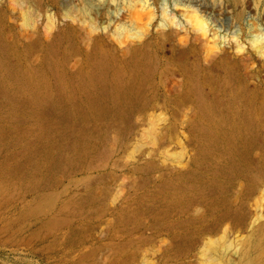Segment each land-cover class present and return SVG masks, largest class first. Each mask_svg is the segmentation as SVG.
<instances>
[{"label": "rangeland", "instance_id": "1", "mask_svg": "<svg viewBox=\"0 0 264 264\" xmlns=\"http://www.w3.org/2000/svg\"><path fill=\"white\" fill-rule=\"evenodd\" d=\"M0 264H264V0H0Z\"/></svg>", "mask_w": 264, "mask_h": 264}, {"label": "bare ground", "instance_id": "2", "mask_svg": "<svg viewBox=\"0 0 264 264\" xmlns=\"http://www.w3.org/2000/svg\"><path fill=\"white\" fill-rule=\"evenodd\" d=\"M146 5H147V3H146ZM196 23H198V25L202 31H204L206 33L209 32L208 27H207V23L204 22L202 19L197 18ZM253 42H254V44H258L259 39H255ZM132 52H133V56L135 57V55L137 54V51L135 49H132ZM98 76H100V77L110 76V70L106 64H102L101 66H99L98 68H95L93 70L92 78H97ZM115 84L117 86L116 91L119 94L118 102L120 105H122L124 103V97H122V90L124 92H126L128 88L131 89L132 84L131 83L130 84H126V83L121 84L117 80V76H115ZM31 85H32V83H31ZM28 94L30 95L29 92H28ZM33 100L39 102V99H37V98H35V99L33 98ZM72 103H73V101L70 99V96L68 95V93L63 90L60 93L58 99H56V101L54 102V106H52V110H54V112L56 111V113L58 114V115L55 114V120L57 122L69 121V120H71V118L75 114H77V107H76V105H74ZM66 132L67 133L73 132V128L68 129ZM34 154L35 153H33V156L31 158H33L35 156ZM259 252H260V245H258L256 243L249 244L245 250L246 255H250V256L254 255V256H257V258L261 259V258H263V254L259 253Z\"/></svg>", "mask_w": 264, "mask_h": 264}]
</instances>
